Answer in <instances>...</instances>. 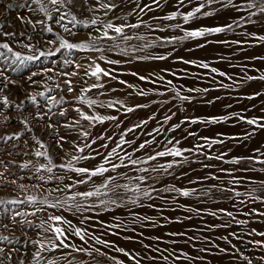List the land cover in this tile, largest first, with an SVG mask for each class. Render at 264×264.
<instances>
[{"label":"snow or ice","instance_id":"1","mask_svg":"<svg viewBox=\"0 0 264 264\" xmlns=\"http://www.w3.org/2000/svg\"><path fill=\"white\" fill-rule=\"evenodd\" d=\"M167 2L31 0V5L8 3L4 6L5 12L14 7H27L30 15H16L15 20L24 26L20 31L15 30L16 25L11 20L0 23V129L3 130L0 132V190L8 193L6 196L0 195V243L5 245L0 246V264H100L98 258H104L110 264H196L197 261H205V256H193L185 251V247H191L198 253H209L216 249L229 255L233 264L236 261L254 264V260L239 245L264 249V231H258L255 227L241 233L228 231L226 235L215 238L169 232L166 235L171 239L168 240L159 235L145 237L143 231H137L138 228L163 226L156 217L141 215L134 210L145 207L160 209L162 206L155 204L157 199L165 204L171 200L179 207H185L179 204L178 197L211 199L214 191H219L244 196L249 203L264 205V179L249 178L248 182L255 186L243 193L226 184H212L199 192L195 188L178 187L176 184L157 187L164 176L179 180L180 177L172 170L189 163L190 156L236 165L235 169H226L211 163L202 164L205 169L218 168L219 173H225L227 184L245 181L235 172L264 173V146L254 148L252 155L230 160L226 157L231 150H223L225 140L239 143L250 140L258 130H264V103L259 108L260 115L256 116L245 115L251 109L244 108L219 116L184 115L178 123H170L177 112L185 110V103L199 98L212 104L214 100L221 99L217 96L207 100L210 91L239 89L251 81L264 82V68L252 65V70L259 74L251 75L248 64L230 65L242 69L241 75L234 76L204 60L177 58L185 65L208 70L204 74L194 75L198 80L210 79L216 85L213 89L187 87L174 82L188 78V69L173 71L165 67L147 75L135 71L128 73L141 82L137 85L120 79L117 69L111 67L133 61H166L171 58L175 47L163 54H149V50L201 38L205 43H211L208 37L229 32L236 35L238 29L244 39L226 38L215 42L236 45L238 52L244 51L245 47L264 46V0H175L174 10L162 16L150 17L153 22L160 23H149L144 19L148 13L154 12V6L162 8ZM126 8L131 10L126 12ZM220 13L230 15V21L214 26L186 27L193 21ZM37 15L40 18H35ZM133 16L136 17L134 22L130 19ZM256 25H259L257 30H249L248 26ZM141 28L147 29V32H140ZM81 29L86 31L82 39H77ZM157 32L181 34L156 35ZM45 33L52 34V38H47ZM196 47L203 48L205 44L198 43ZM72 50L95 55H85L77 62L75 58H70ZM111 53L121 58L114 59ZM57 54H60V63L56 59L49 61L53 66L43 63L49 58H56ZM247 59L264 62V56H250ZM29 65L39 67L32 70ZM16 73L21 75L14 78L12 74ZM216 76L225 79L217 81ZM89 80L93 82L89 83ZM52 81L57 82L53 85L49 83ZM113 81L129 90L125 93L126 99L109 96V93L120 90L111 86ZM54 90L57 91L56 95L51 94ZM65 94H69L71 99ZM20 95H23V99L19 98ZM150 96H166L167 99L150 100L148 103L128 102L135 97ZM262 96L264 90L254 91L244 98L255 100ZM170 103L176 110L168 109L161 118L152 112L135 123L121 119L156 104L160 106L157 111L163 112ZM28 105L32 106L33 111H28ZM225 107L230 109L231 105ZM255 107L252 105L253 109ZM101 110H111L116 114ZM73 112L75 115L68 119ZM57 117L64 118L63 122ZM230 120L251 127L242 135L227 137L223 133H217L216 137L198 136L191 129H186L182 138L164 135L174 133L185 124H218ZM12 121H15V126ZM150 121H154L156 126L149 129ZM34 122L36 128L43 125L41 132L48 134L47 139L36 134ZM109 122L112 124L111 134L107 128L99 133L95 131L97 126ZM61 129L64 130L63 134ZM139 132L143 135H137ZM189 137L195 139L196 143L183 147L182 140ZM215 145L222 146L221 150L215 151ZM168 157L172 159L159 162L161 158ZM203 179L222 180V177L209 173ZM240 203L244 204L245 201L241 200ZM116 208H128L127 219L113 215V221L109 222L102 218L103 213ZM186 211L198 216L201 209L189 206ZM218 212L228 220L219 225H208L207 230L217 227L229 229L232 224H249L248 219H237L232 211L224 208L208 212V215L217 217ZM244 215L264 218V211L251 208ZM161 217L167 223L174 222L169 217H163L162 211ZM175 222H179V218ZM17 228L21 231L23 243L31 247L21 249L16 246L21 243V236L15 235ZM29 230L35 232V239L28 235ZM6 232L9 234H4ZM109 237L137 243L141 246L140 250L121 246L118 240ZM176 237L182 238L184 247H180ZM145 239L151 243H145ZM234 240L238 243H233ZM218 241H223L227 247H222ZM161 244L172 247H161ZM198 244L207 246L197 247ZM257 260L259 264H264V255Z\"/></svg>","mask_w":264,"mask_h":264},{"label":"rangeland","instance_id":"2","mask_svg":"<svg viewBox=\"0 0 264 264\" xmlns=\"http://www.w3.org/2000/svg\"><path fill=\"white\" fill-rule=\"evenodd\" d=\"M145 3H150V0H143ZM8 3L13 4H28L31 5V0H0V23L5 22L6 20H11L16 25L15 30L20 31L23 30L24 26L20 24L18 20H15V17L17 14L23 15V16H29L30 10L29 8H19L14 7L11 10H7L5 12L4 6H6ZM175 0H168L167 4L162 8H155L154 6V12L148 13L146 16H144L145 20H148L149 23H160V22H153L150 17L152 15H158L162 16L166 14L169 11L174 10ZM130 8H126L125 11H130ZM119 14V10L118 13ZM235 15V14H232ZM35 18H40L39 15H37ZM133 22L135 21L136 17L133 16L130 18ZM231 16L226 13H220L219 15H215L213 17H205L196 21H193L190 25L186 27H199V26H214L218 24L225 23L227 21H230ZM167 23V22H165ZM39 27V26H38ZM249 30H257L259 28V25L256 26H248ZM7 30H13V29H7ZM28 31H31V28H28ZM75 31V30H74ZM86 30L81 29V35L77 37V39L83 38V32ZM136 31V30H132ZM140 32H147V29L141 28L139 30ZM240 30H237V34L233 35L231 32L229 33H222L218 34L216 36H210L208 37V40L212 41L211 43H205V40L203 38L199 40H189L185 41L182 44H177L175 46L169 45L167 48H157L153 50H149V54H163L167 51H172L173 47H175V51L172 52V56L170 59L166 61H133L131 64H120L111 66L117 69V75L120 79L127 80L129 82L135 83L137 85H140L141 82L138 81L135 77L131 76L130 72H139L140 74L147 75L151 72H159L161 68H171L173 71H178L179 69H188L189 70V76L185 79H179L174 82L182 85H186L187 87H211L213 89L216 88L215 84L211 83L210 79L204 78V79H197L196 75L194 74H204L208 70L200 69L192 65H185L178 61V57H183L184 59H190V60H204L209 62L213 67L218 68L221 71H225L226 73L230 75H241L242 69L240 67H231L230 65H243L248 64L250 66L249 68V74L251 75H258L259 73L256 71H253L251 66L255 65L256 68H264V62L262 61H253L247 59V57L250 56H264V46L256 45L251 48L245 47V50L242 52L236 51L237 46L232 45H224L220 43H216V40H222V39H244V37L239 35ZM171 34H181V33H171V32H165V33H159L157 32L156 35H171ZM66 35V34H65ZM45 36L47 38H52V34L45 33ZM132 43H137L136 41H133ZM198 43L205 44V47L198 48L196 45ZM80 53L79 50H74L72 57L70 58H77ZM145 53H137V55H144ZM58 55V54H57ZM88 55H95L94 53H88ZM112 58L114 59H120L121 57L116 55L115 53L110 54ZM223 57L224 59H221ZM53 58H49L48 61H43L44 64H47L48 66H53L50 64L49 61H51ZM80 62V61H79ZM57 63H60V61H57ZM29 68L32 70H36L39 65H29ZM71 71V67L68 69ZM13 77H17L21 74L16 73L12 74ZM169 79H172L171 76L168 77ZM225 78L216 76V80H224ZM57 81L49 82L50 84H53ZM93 81L89 80V83ZM225 82H229L226 81ZM230 83V82H229ZM111 86L117 89H120L119 91L115 93H109V96L114 98H120V99H126L125 93L129 91L124 86L119 85L115 81L111 82ZM147 87H151V85H147ZM264 90V82L260 81H251L248 82L244 87L239 89H219V90H213L210 91L206 99L207 100H213L215 97L219 96L221 99L214 100V103L207 104L204 102V100L197 98L192 103H185L184 104V111L183 112H177V116L173 117V120L170 123H178L180 119L183 118L184 115H188L190 117L192 116H199V117H208V116H219V115H225L229 114L233 111L239 112L241 109L249 108L251 111L246 112L245 115L249 116H256L260 115L259 108L262 103H264V96L258 97L255 100H248L244 97L251 94L254 91H261ZM52 95H56L57 91L54 90ZM95 93H93L94 95ZM68 95L69 100L71 99L69 94ZM192 95H197L193 93ZM14 99L16 97H13ZM20 99H23V95H20ZM167 99V97H158V96H150L147 98L143 97H135L133 100H129V103H148L150 100H163ZM43 103V100H41ZM231 105V108L225 107L226 105ZM252 105H256V107L253 109ZM68 105L66 104L65 107ZM28 111H33L32 106L28 105ZM60 106H58L59 108ZM160 106L158 104L151 105L150 108L147 109H139L137 112L129 114L127 118L121 117V119H126L129 123H135L138 122L139 119L146 118L148 115H151L152 112H156L157 117L161 118L163 114L167 113L168 109H172L175 111L176 109L173 107V104H168L166 108L161 111H157V109ZM102 112H111V114H116L115 112H112L111 110H101ZM27 114V112L25 113ZM75 113H70L68 119H71L72 116H74ZM57 119H60L62 122L64 118L57 117ZM13 126H15V121L11 122ZM127 126V124L125 125ZM156 123L154 121H150L149 123V129L151 127H155ZM34 131L37 135H42L44 139H47V133L41 132V129L43 125L40 126V128H36L35 122L33 124ZM168 127V126H165ZM251 126H248L243 123H236L233 120L221 122L218 124H194L189 125L185 124L180 129L176 130L174 133H165L164 135L167 136H176L177 138H182V136L185 134L186 129H191L192 131H195L198 136L204 135V136H210V137H216L217 133H223L225 137L227 136H233L237 134H243V132L246 129H249ZM105 128L109 129V134H111L112 130V124L106 123L104 125H99L95 129L97 133L100 131H103ZM11 128H9V131ZM3 130L0 129V132ZM64 130L61 129V133L63 134ZM137 135L142 136L143 133L139 132ZM27 138V137H25ZM22 143V142H21ZM163 143V141H161ZM196 143V140L189 137L187 140H182V146L183 147H191L192 144ZM264 146V130H258L256 135L253 136L250 140H241L239 143H236L235 141H229L225 140V147L224 151H228L229 149L231 151H228V155L226 159H231L233 157L238 156H247L253 154V149L257 147ZM67 148L68 145H65ZM220 145H215L214 150L219 151L221 150ZM264 150V148H262ZM208 152H212L213 149H206ZM2 155V154H0ZM16 159H21L20 157H16ZM171 157L168 158H161L159 162L163 163L165 160H170ZM190 162L187 164H184L182 167L175 168L172 171L175 173L176 176H179L180 179L176 180L173 176H164L162 178V181L157 184V187H163L167 184H176L178 187H187V188H195L197 189V192L201 191L202 189L208 188L212 184L220 185V184H226L227 187L235 189V191L238 192H245L249 187H254L255 185H252L248 182L249 178L252 180H262L264 179V173H248V172H235V175L237 176H243L245 178V181L241 184H227L228 177L225 173H219L218 168H226V169H235L237 166L230 164V163H221L218 161H205L202 156H190L189 157ZM198 160L200 162L193 163L191 161ZM203 163H211L214 165H217L218 168H209L205 169L203 168ZM256 167H261L260 165H256ZM59 172L60 170H56ZM209 173H214L217 175H220L222 177V180H204L203 178ZM30 174V173H29ZM62 174V173H60ZM189 181H193V183H189ZM200 181V182H196ZM25 183H28V181H24ZM34 182V181H33ZM47 187V186H46ZM83 187V186H81ZM32 194H37L33 192ZM0 195H8V193L5 190H0ZM175 195V194H172ZM232 196L231 199H229V196ZM178 202L180 205H185V207H179L177 204H174L169 200L167 204L164 203V201L157 199L155 201V204L162 206L160 209H150V208H135L134 210L139 212L141 215H150L153 217H156L158 220H160V223L163 225L162 227L157 228H143L139 229V231H143L145 234V237L155 236L159 235L164 237L165 240L171 239L166 234L169 232H187L189 236H197L200 237L201 235H207L212 238H215L216 236H223L226 235L228 231H236L238 233H241L242 230L246 231L250 227H255L258 231H264V218H261L259 216H252V217H246L244 213L246 211H249L251 208H257L260 211H264V205L260 203H249L247 201V198L244 196L237 197L232 193H222L219 191H214L213 196L211 199L207 197H202L201 199H197L196 196L191 197H178ZM244 200L245 203L241 204L240 201ZM195 207L201 209L200 214L197 216L195 213H190L186 211L187 207ZM131 207V206H129ZM220 208H224L228 211H232L234 216H236L237 219H248L249 224L248 225H236L232 224L229 229L224 228H215L214 230H207L208 225L216 224L219 225L221 223H224L228 220L226 216L223 215V213L218 212L217 217H212L208 215V212L211 211H218ZM51 211V210H50ZM161 211L163 214V217H169L171 218L172 223L165 222L161 217ZM128 208H116L113 209L112 212H106L103 213L102 218L112 222L113 221V215L119 216L122 219H127ZM191 216V219H185V217ZM71 218V217H70ZM179 218V222H175ZM29 219H32V217H29ZM9 234V233H4ZM128 235H132V233H125ZM16 236H21V231L19 228H17L15 232ZM28 235L31 236L33 239L36 238L35 232L32 230H29ZM110 239L118 240V243L121 246H125L127 248H136V250H140V245L137 243H134L132 241H126L123 239H120L118 237H109ZM175 239L180 241V247H184L182 238L176 237ZM256 239H261L260 237H256ZM145 243H151L148 239L144 240ZM218 243L221 244L222 247H227L223 243V241H218ZM233 243H238L237 241H233ZM0 246H5L3 243H0ZM17 247H20L21 249L25 247H31L30 245H25L23 243V237L21 236V243L16 245ZM172 247L170 244H161V247ZM201 246H207L203 244H198L197 247ZM241 249L245 252L246 255H249L250 258L254 260V264H259L257 258L260 255H264V249H260L258 247H252L247 244H240L239 245ZM185 251H188L191 255H203L206 257L204 262L197 261L196 264H233L231 261V258L229 255L225 253H219L218 250L212 249L209 253H198L195 249L191 247H185ZM23 254V253H21ZM120 255V254H115ZM78 258H81L78 255ZM83 259L87 260V257H82ZM122 259H126L121 257ZM100 261V264H110L109 261L105 260L104 258H98ZM235 264H242L240 261H236Z\"/></svg>","mask_w":264,"mask_h":264},{"label":"bare ground","instance_id":"3","mask_svg":"<svg viewBox=\"0 0 264 264\" xmlns=\"http://www.w3.org/2000/svg\"><path fill=\"white\" fill-rule=\"evenodd\" d=\"M73 51H74V50H72V54H73ZM72 54H71V55H72ZM85 55H88V54H86V53H80V54L78 55V57L75 58V59L77 60V62H79V61H81L82 57L85 56ZM59 56H60V54H58L57 57H56V58H53V59H56L57 61H59ZM71 57H72V56H71Z\"/></svg>","mask_w":264,"mask_h":264}]
</instances>
